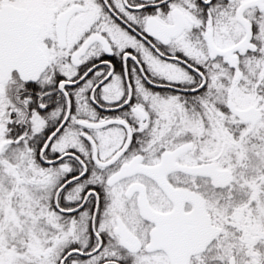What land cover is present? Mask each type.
Instances as JSON below:
<instances>
[{"label":"snow or ice","instance_id":"1","mask_svg":"<svg viewBox=\"0 0 264 264\" xmlns=\"http://www.w3.org/2000/svg\"><path fill=\"white\" fill-rule=\"evenodd\" d=\"M0 264H264V0H0Z\"/></svg>","mask_w":264,"mask_h":264}]
</instances>
